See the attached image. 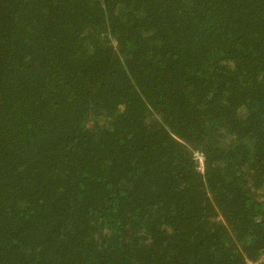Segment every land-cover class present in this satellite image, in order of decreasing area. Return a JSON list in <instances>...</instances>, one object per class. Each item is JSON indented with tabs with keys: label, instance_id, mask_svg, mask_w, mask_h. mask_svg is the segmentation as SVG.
Listing matches in <instances>:
<instances>
[{
	"label": "trees",
	"instance_id": "1",
	"mask_svg": "<svg viewBox=\"0 0 264 264\" xmlns=\"http://www.w3.org/2000/svg\"><path fill=\"white\" fill-rule=\"evenodd\" d=\"M0 264H264V0H0Z\"/></svg>",
	"mask_w": 264,
	"mask_h": 264
},
{
	"label": "built area",
	"instance_id": "2",
	"mask_svg": "<svg viewBox=\"0 0 264 264\" xmlns=\"http://www.w3.org/2000/svg\"><path fill=\"white\" fill-rule=\"evenodd\" d=\"M195 155V160L197 161L198 163V169L201 171L202 170V167H203V156L200 154V153H194Z\"/></svg>",
	"mask_w": 264,
	"mask_h": 264
}]
</instances>
